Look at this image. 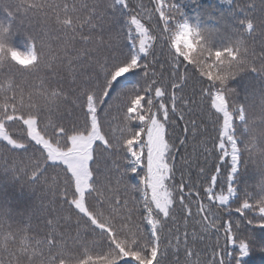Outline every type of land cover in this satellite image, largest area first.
Masks as SVG:
<instances>
[{
    "label": "snow or ice",
    "instance_id": "snow-or-ice-1",
    "mask_svg": "<svg viewBox=\"0 0 264 264\" xmlns=\"http://www.w3.org/2000/svg\"><path fill=\"white\" fill-rule=\"evenodd\" d=\"M0 8V160L47 201L23 220L0 206V264H250L254 250L264 256V0L236 4L234 23L213 24L193 23L176 0H0ZM188 65L199 75L181 71ZM247 74L259 86L241 83V102L230 82ZM198 114L211 123L201 141L209 130ZM193 165L206 187L184 171ZM248 165L260 173L252 191L236 187ZM193 196L202 232L222 228L235 254L217 240L205 243L211 259L200 258L195 244L205 236L187 231ZM222 211L232 218L221 225Z\"/></svg>",
    "mask_w": 264,
    "mask_h": 264
},
{
    "label": "trees",
    "instance_id": "trees-1",
    "mask_svg": "<svg viewBox=\"0 0 264 264\" xmlns=\"http://www.w3.org/2000/svg\"><path fill=\"white\" fill-rule=\"evenodd\" d=\"M59 2V0H57ZM65 2L71 3L72 0H65ZM75 2L79 3V0H75ZM87 3H92V0H86ZM153 0H129L130 5H136L139 3H143L148 7H151ZM181 7L183 8V11L188 19H190L193 23H195L197 20H199L202 23L206 24H213L220 18H223L224 20H227L230 23H234V17L229 15L230 11L235 7L236 4H240L241 6H247L251 0H233V2L230 4L227 2V0H176ZM258 3L259 0H256ZM6 13L3 11L2 8H0V20H2L5 17ZM241 18H243V13L239 14ZM259 37L256 38L255 44H256V51L259 52L262 49L259 47ZM17 47H25V41L24 37L17 36L13 41ZM77 47H82V45L77 44ZM168 42L166 40L159 41L155 46L156 51V58L163 63L168 55ZM195 56V53H193ZM186 63V62H185ZM159 68V66H157ZM181 71H188L190 74L192 72H195L196 75H199V71L195 69L192 65H188L187 69L182 68ZM135 79V78H134ZM241 77H237L234 81L230 82V86L233 88H236L238 91H240L241 83L248 84L250 81L253 84L258 83L256 81L255 74H247L241 81ZM38 83V82H37ZM261 84H264V82H260ZM198 98V97H197ZM238 99L242 102L243 101V92L240 91V95ZM165 102H168L167 100ZM118 114L114 111L113 116H117ZM198 122L201 123L202 128H206L209 130V132H202L201 135H198L196 137V141L204 140L207 135H209L211 130V123L205 116L203 119H200L199 114L197 117ZM135 123V122H133ZM184 122H179L180 129L182 130ZM208 147H211V144L208 145ZM183 148H181L179 154H183ZM188 151L191 152L192 148L189 146ZM202 151V149L200 150ZM218 151V149L216 150ZM178 154V155H179ZM246 158V154H245ZM12 161L9 160L8 163H11ZM200 166H205L203 163V158L200 157L197 161ZM216 163L215 160L210 161L207 165V170L211 172L213 170V164ZM5 165L4 160H0V206H3L10 210V214L13 219L15 220H23L24 216L34 207H37L40 205L41 201L43 200L44 203H47V201L44 199L46 196V193L39 187L35 189H30L27 185H21L18 179L14 180L12 179L11 173L3 171ZM185 172L190 174L191 179L196 182L197 184L203 185L204 187L207 186L206 182L197 176L198 169L195 165H193L191 168L185 169ZM243 174L240 177V182L236 185V187L240 190H242L245 186H248L249 191H252L257 184V182L260 179V173L258 169L253 165H248L247 167L243 168ZM223 174L224 169L222 167V175L218 177V185H217V191H219V187L221 184H223ZM180 173H177L176 181H179ZM189 176H185V179L187 180ZM133 183H136V181H133ZM226 187V185H225ZM197 190L200 191L201 197H204V192L202 188H198ZM187 191V188L185 189ZM239 194V193H238ZM235 199V198H233ZM188 198L186 197V203ZM192 203L189 204V207L192 209L193 216L188 219V228L187 231L189 234H191L193 231H196L200 235L205 236V241L200 242L199 240L195 244V248L198 252H200V258L204 259H211L210 252L208 248H205V243L213 244L217 240L219 241L220 245H226V250L229 252H232L235 254L237 252V249L233 248L228 242L225 240L223 235V229L221 228L220 233H216L214 230L205 234L202 232L200 225L196 222L200 220L199 216L195 215L196 212V197H191ZM204 202L207 203V200L204 199ZM232 208L234 209L237 204H231ZM220 215L223 217V219L220 221L221 225L225 220H228L232 217H229L226 212H221ZM178 219H180L181 224L183 223V216L178 212L177 213ZM235 218H240V214L235 213L233 211L232 214ZM36 224H40L39 221H34ZM169 227H173V225L169 224ZM43 228V225L41 224V229ZM184 229L181 227V232H183ZM235 231V230H234ZM255 231L258 233L259 229H255ZM40 230H37L36 232L30 233V235H36L40 236ZM237 241L244 238V235L240 233L239 231H236ZM91 239V238H89ZM191 246V245H190ZM5 258H7L5 256ZM170 259H173V257H169ZM197 257L194 255L192 259H196ZM179 259L184 260V253H183V245H181V252L179 253ZM230 259V258H226ZM250 264H264V256H261L258 250H254L249 258Z\"/></svg>",
    "mask_w": 264,
    "mask_h": 264
}]
</instances>
